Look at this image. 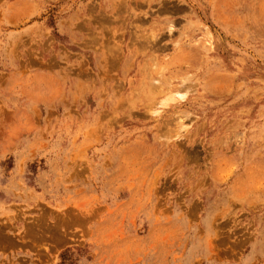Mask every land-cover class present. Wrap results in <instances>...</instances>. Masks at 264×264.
I'll use <instances>...</instances> for the list:
<instances>
[{"label": "rangeland", "instance_id": "374dc122", "mask_svg": "<svg viewBox=\"0 0 264 264\" xmlns=\"http://www.w3.org/2000/svg\"><path fill=\"white\" fill-rule=\"evenodd\" d=\"M0 264H264V0H0Z\"/></svg>", "mask_w": 264, "mask_h": 264}]
</instances>
